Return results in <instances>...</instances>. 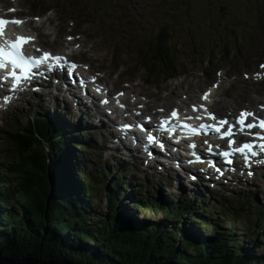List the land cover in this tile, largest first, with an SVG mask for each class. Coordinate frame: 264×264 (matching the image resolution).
<instances>
[{"label": "trees", "instance_id": "trees-1", "mask_svg": "<svg viewBox=\"0 0 264 264\" xmlns=\"http://www.w3.org/2000/svg\"><path fill=\"white\" fill-rule=\"evenodd\" d=\"M61 1L75 8L70 12L73 17L77 15L84 21L90 20L92 29L96 31L103 30L105 26L108 33L114 35L118 28L123 27L119 19L109 26L107 21L110 16L102 13L98 7V3L112 7L114 0ZM239 1L160 0V4L153 8V15L156 9L160 10L163 29L158 33L159 40L151 55L153 61L163 69L164 74L176 75L178 64L172 61V49L177 43L169 38L168 33L171 31L172 34L176 25L183 26V19L187 20L188 28L192 27L194 9L211 23L222 19L232 29L238 26L241 36L237 35L234 43L240 47L255 39L263 41L264 0H245V4L236 10ZM42 9L57 10V6L33 8L35 12ZM122 10L126 12L124 8ZM135 27L131 19L124 26L127 34L135 32ZM170 41H173V47L168 45ZM142 60L151 71L153 65H150L148 57ZM65 125L59 119L54 121L35 116L28 120L25 128L19 124L3 133L18 152V158L4 162L3 158L0 159V248L3 256L12 259L32 257L42 261L66 260L71 264H264V256L258 257L255 252L259 246L253 249L232 247L243 243L236 238L239 234L238 214L234 218L228 215L212 217L210 227L215 234L223 232L221 235L198 241V236L191 232L194 240L188 235V241L181 240V244L177 234L180 226L176 223L168 231L167 223L163 221L150 224L148 220H135L137 216L134 213H137L138 207L144 210L152 208L154 211L160 209L165 216H171V211L176 210L180 203L174 201V206H167L159 202L153 208L151 202L141 196V192L150 186L134 179L137 170L125 163L121 167L127 171L121 175L112 172L111 180L115 181H104L101 177L104 170L98 171L88 156L80 151L87 144L81 143L78 136H71L68 124V131ZM92 168L95 174H92ZM129 173L133 177L126 186L119 177L129 176ZM139 183L141 185L135 189L133 184ZM104 194L111 209L106 217L107 222L104 225L101 222L89 224L90 215H94L97 207L94 202ZM243 200L240 199L242 203ZM124 201H130L134 206L127 208ZM126 209L133 210L132 216L126 213ZM183 209V213L191 215L193 225L197 224L201 229L208 225L206 219L200 220L203 214L193 212L187 206ZM207 209L205 212L215 211L212 204ZM122 216L127 221L121 219ZM174 217L178 218V214ZM263 221L264 208L258 212V224L264 225ZM184 223L180 224L181 227ZM221 227H227V230ZM182 229L185 230L184 227ZM258 231L257 238L264 243V226H259Z\"/></svg>", "mask_w": 264, "mask_h": 264}, {"label": "rangeland", "instance_id": "rangeland-1", "mask_svg": "<svg viewBox=\"0 0 264 264\" xmlns=\"http://www.w3.org/2000/svg\"><path fill=\"white\" fill-rule=\"evenodd\" d=\"M0 1H6L9 5L16 3L21 6L19 16L29 18L32 21L34 20L33 26L36 25V28H27L26 31L37 30L39 32V41L44 47H48L54 52H61L68 45L69 41L80 45L82 50L74 58L76 60L90 62L92 67L91 71H95L97 68L105 70L106 76L103 80L109 87H113V91L124 90L125 83H129L130 86L132 83H139L144 95L150 96L147 98V101H150L151 104L156 103L157 106L161 105L166 111L177 106L179 103L185 102V98H182L184 95H189V102L197 100L201 92L210 86H215L217 82H221V77L222 84L217 98L219 97V100L239 98L240 104L236 106V110L242 108L244 105H248V101H252V104L256 106L264 95V78H260L262 81L253 78L256 73L264 75V69L260 67L264 64V40L259 41L255 39L250 44L240 47L239 44L236 45L234 43V38L237 35L241 36L238 26L232 29L222 19L211 23L206 18L199 16L195 9L191 17L193 19L192 23H194L192 27L188 28L187 20L183 19V26L176 25L173 33L171 34V31L168 33L169 38L174 39L173 41L177 43V46L172 49V61H176L178 64L179 76L171 78V75H165L163 73V69L153 61L151 56L154 54L153 50L157 46L156 42L159 40L157 39L158 33L163 29L160 10L156 9L153 15V8L156 4H160V0H114L112 7L98 3L101 12L110 16L109 21H107L109 26H113L117 19L121 20V26L123 27L121 29L118 28V31L114 35L109 34L105 26L103 30L96 31L92 29L93 24L89 23L90 20L84 18V21L77 15L73 17V14H70V12L74 11L75 8L68 4V2L65 3L61 0ZM243 4H245V0H240L236 5V10H239ZM54 5L57 6L58 11H50L47 14L48 17L39 18L38 21L35 20L36 18L28 9ZM123 8L126 12L122 10ZM33 14L36 15L35 13ZM128 19L133 20L136 25L135 32L131 34H127L124 28ZM68 36L73 37V39H68ZM173 41H170L168 45L173 47ZM145 57H148L150 65H153L151 72L144 67L142 59ZM245 74H247L248 78H245ZM180 84H189L190 90L186 92L179 91V94L173 96V102L163 106V102L157 99L158 92L166 85H170L173 89H176ZM166 94L167 92L164 91L163 95ZM41 96L39 95L36 98L35 95H27L26 98L23 97L21 98L22 100H19L18 103L21 106L18 105V107H15L14 104L7 111H3L4 108L0 111V159L3 158L2 162L18 158L16 147L9 142L7 136L3 133L11 131V125L19 126L20 124L21 128H25L30 118L38 116L49 120L59 119L62 123L66 124L64 126L66 130L68 124L69 131L72 132L70 135L78 136L81 139V143L89 146L88 148L80 149V151L85 156H88V160L92 161V164L98 171L99 169L104 170L105 173L101 176L104 181H115L111 180L112 172H117L120 169L121 172L118 174L121 175L124 171H127L124 167H121L123 162H130V164L136 163L126 154L124 156L118 151L108 150L101 137L95 134L94 129L91 132L84 131L87 128V122L84 119L80 125H77L79 124L77 123L78 118L72 116L73 114L69 116L66 113L67 110H65L62 104L66 102L59 95L53 94L49 98ZM51 98H58L60 101L57 103ZM245 98L247 101L244 102ZM131 99L133 100L132 97ZM99 102L100 100L97 104ZM68 106L71 108L70 105ZM218 109L220 113H229L227 111L228 109L225 110L221 106H218ZM135 167L141 175L139 177L136 176L137 178L134 177V179L139 180L141 183H149L152 187L146 191L145 197L151 202L153 208H156V204H160L153 198L157 195L170 200L171 203L168 204L172 206H174L172 204L174 201H181L180 206L176 210L171 211L173 214L171 216H165L160 209L154 211L152 208H146L144 210L142 209L143 207H138L135 211L137 213H134L137 216L135 220H148L151 222L150 224L163 221L167 223L168 227L166 228L168 231H171V228L176 223L178 227L180 226L177 229L178 233L176 232L180 236L178 240L179 244H181V240L188 241V235L191 237V240H194L191 232L198 236V241L202 238H215L217 235L223 233L219 231L218 234H215L213 228L210 227V223L204 225L203 229L198 227L197 224L193 225L191 215L188 212L186 214L182 212L185 211L183 206L188 205V200L198 204L197 199H200L206 203L201 198L202 195H199V198L196 199L192 192L183 194L181 190L182 186L179 188L177 186L178 183L174 179L170 181L166 173L159 171L156 173L150 169H146L144 166L143 169L145 170H143L138 164ZM94 170L92 168V174H95ZM142 171H145L146 174ZM180 173L182 172L180 171ZM126 177L120 176L119 180L121 182L123 181L127 186V181L130 183L133 176L129 173V176ZM141 183L138 185L133 184V186L135 189H138ZM182 183L188 184V186L182 185L189 191H194L197 188L192 183ZM198 187L203 192L210 190L208 191V195L211 198V204L215 207L214 212H205L200 207L195 208L204 215L200 219L206 218L208 222H211L209 219L210 215H228L230 218H234L237 213L239 216L237 223L239 234H237L236 238L243 243L241 246L234 244L232 247H247L253 249L259 246L255 250L256 255L263 257L264 243L257 238L259 226L260 228L264 226L263 224H258V212L264 208V179L261 175L256 180L246 179L230 187H226L223 184L218 187H209L210 189L208 187L205 189L201 186ZM96 191L99 193V190ZM212 195L217 196V198H214L215 204L212 203V197H214ZM238 195L247 196L252 198L251 200L253 201L250 200V203L245 208H242L239 204L234 201L232 202ZM221 197L223 199H220ZM226 200L228 201L226 202ZM94 203L97 207L94 210V215L93 213L90 215L89 224L98 222H101L102 225L106 224V217L111 212V209L108 208L109 203L108 199L105 198V194L97 197ZM123 204H127V208L134 206L130 201H124ZM126 213L132 216L133 210L126 209ZM175 214H178V218L174 217ZM205 215L208 217H205ZM120 218L127 221L126 217L122 216ZM214 218L217 219V217ZM182 222H185L183 225L185 230L180 225ZM221 229L227 230V227H221ZM93 244L94 242L92 241L91 245Z\"/></svg>", "mask_w": 264, "mask_h": 264}, {"label": "snow or ice", "instance_id": "snow-or-ice-1", "mask_svg": "<svg viewBox=\"0 0 264 264\" xmlns=\"http://www.w3.org/2000/svg\"><path fill=\"white\" fill-rule=\"evenodd\" d=\"M36 19L38 20L39 18L37 17ZM11 23L20 25L23 24L24 21H9L0 19V92L6 91L15 94L19 91L26 90L42 67H44L48 71H51L53 69L59 68L61 62L67 63V61L65 57L53 55L49 52H43L42 56L39 57L28 54L25 51V46L30 42H33L35 40V37L18 36L14 39L8 38L6 35V26ZM68 39L71 40L73 39V37H69ZM37 51L43 50L37 49ZM50 61L53 63L50 64ZM69 67L72 71H74L78 67V65L72 63L69 65ZM260 67L264 69V64H262ZM245 78H248L247 74H245ZM253 78H264V75H262L261 73H256L254 74ZM9 81H11L10 86L8 85ZM120 95L125 94L120 93ZM12 98V95H4L2 98H0V106H3L4 103H10ZM202 99L204 101L210 102V92L205 93ZM102 103L107 104L108 101L104 100L102 101ZM201 109H203L205 115H197L195 117L185 116L184 119L204 120L208 118L216 121V123L212 125L201 123L199 126H196L181 122L179 126L187 129L193 135L200 134L201 129L210 128L211 130L218 133L222 139L229 138L228 144L229 147L232 148V151H224L222 155L224 157H231L234 154L239 153L243 156L245 164L249 167H251L252 157H259L264 154V118L257 117L256 114L251 111L242 110L239 116L235 118V122L233 123L226 117L218 118L203 104L199 107H197L196 105L192 106V110L194 112H199ZM249 118H251V122H249ZM172 119L179 120V110H173L170 114V117L166 118L162 122V126L168 128L171 124ZM225 126H227L226 129ZM130 127L131 125L124 126L125 129H128ZM141 127L143 126L141 125ZM237 127H239L240 132L243 133L246 131L248 135L253 137V141L245 142L240 144L239 146L233 147L236 144V140L234 139V137L237 135L235 131ZM257 128L259 129L258 132L252 131L253 129ZM171 130L175 131V129ZM147 141L154 144L157 142V137L154 135H149L147 137ZM160 146L163 147L162 144ZM190 147L195 148L196 145L191 144ZM257 148H259V151H256ZM209 151H211V148H209ZM257 162L264 163V160H259ZM227 163L231 165L233 164V160L228 159ZM211 166L215 168L217 173L223 175V171L221 170V168L217 167L215 164H212ZM248 174L252 175V172H249ZM193 179H195V177H193Z\"/></svg>", "mask_w": 264, "mask_h": 264}, {"label": "bare ground", "instance_id": "bare-ground-1", "mask_svg": "<svg viewBox=\"0 0 264 264\" xmlns=\"http://www.w3.org/2000/svg\"><path fill=\"white\" fill-rule=\"evenodd\" d=\"M188 72V71H187ZM51 85L48 86H42L43 84L37 83V85L40 87L39 93L42 94V96L49 97L53 94L59 95L63 101H65L68 105L71 106V108L66 112L69 116L73 114L72 116L78 118L77 119V125H80L83 119L87 122V128L84 131L91 132L92 129H94L95 134L97 136H100L101 139L104 141L106 148L108 150H116L123 155L126 154L130 156V158L136 159L139 162L142 163V166H144L147 169L152 170L153 172L158 173H166L169 178L174 179L177 183H182V182H188L191 183L190 181H187L184 178V175L187 172H192L193 170H189V167H192L190 165L185 166L184 162L182 161L180 156H177V153H172L171 151L163 152V151H158L154 149V155L151 157L149 153H145V156L143 155L142 151L140 150V144L139 140L135 138L133 141L125 138L119 139L120 145H118L116 142H113L112 137H111V132L112 130H116L117 124L113 123V119H115V116L112 117L111 124L102 116L101 113L96 112V107H95V94H93V97L90 96L89 94H85L80 88H77L71 80H68L66 78L62 77H55V80L50 81ZM49 83V82H47ZM189 84H180L176 87V89H173L172 86L166 85L161 89L160 92H158L157 99L163 102V106L166 104H170L173 102V96H176L179 94V91H184L186 92L187 90H190ZM91 91L94 93L93 89L91 88ZM128 94L124 96V100L127 103H136V107H134L135 110L139 107V104H142L143 98H145V95L143 91L141 90V85L139 83L135 85H131L125 90ZM166 91L167 94L163 95V92ZM225 95L226 92H224ZM136 95L138 99L132 100L131 96ZM35 97H38V94H35ZM60 98V99H61ZM103 99V98H102ZM101 99V100H102ZM242 99V98H241ZM40 100V99H39ZM94 100V101H93ZM60 101L57 99L55 102L58 103ZM137 101L139 103H137ZM247 101V99H244V102ZM15 104V107L21 106V104L18 103ZM98 101H96L97 103ZM260 103V102H259ZM149 105L150 103L147 102ZM218 104L223 108V109H231V108H236L240 104L239 98H232L230 100H220L218 101ZM261 105V103H260ZM264 107V104L262 105ZM66 107V105H64ZM158 107H161L158 106ZM41 108V107H39ZM121 110V108H119ZM153 107L149 105L148 110H152ZM73 111V112H72ZM258 112V109L255 110ZM116 113V111H114ZM94 114L95 118H93L91 115ZM109 114V113H107ZM126 114V113H125ZM125 114H122L120 116H124ZM66 115V114H65ZM61 116V115H59ZM91 116V117H89ZM89 118V120H88ZM90 125H89V124ZM84 124V123H83ZM112 125V126H111ZM91 128V129H89ZM169 133V132H168ZM117 134V133H116ZM167 134V133H166ZM163 144H167L165 141L162 142ZM176 147V146H175ZM157 148V147H155ZM174 148V147H172ZM232 159V158H231ZM233 171L234 175L235 173V166L236 164L233 163ZM237 168V167H236ZM180 171L182 173H180ZM260 175H262L263 171H258ZM244 176V175H243ZM240 178V177H238ZM214 180L215 177L213 178ZM241 186V185H240ZM203 193V190L197 186V188L192 191V194L195 195V198H199V195ZM252 198H247L248 201H250ZM253 201V200H251ZM2 252V251H1Z\"/></svg>", "mask_w": 264, "mask_h": 264}, {"label": "water", "instance_id": "water-1", "mask_svg": "<svg viewBox=\"0 0 264 264\" xmlns=\"http://www.w3.org/2000/svg\"><path fill=\"white\" fill-rule=\"evenodd\" d=\"M51 181V178L49 179ZM0 264H71L66 260H39L32 257H24L21 259H12L9 257L3 256L0 248Z\"/></svg>", "mask_w": 264, "mask_h": 264}]
</instances>
